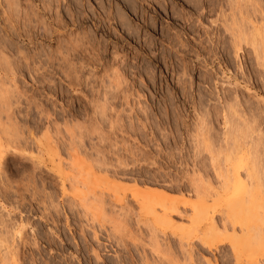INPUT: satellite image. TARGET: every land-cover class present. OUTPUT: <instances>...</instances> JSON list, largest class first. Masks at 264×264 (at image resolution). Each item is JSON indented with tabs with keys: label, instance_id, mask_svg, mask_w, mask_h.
Listing matches in <instances>:
<instances>
[{
	"label": "rangeland",
	"instance_id": "rangeland-1",
	"mask_svg": "<svg viewBox=\"0 0 264 264\" xmlns=\"http://www.w3.org/2000/svg\"><path fill=\"white\" fill-rule=\"evenodd\" d=\"M23 1L27 7L18 6L15 16H9L0 0V85L9 90L5 93L13 112L9 123V110L0 111V131L4 126L15 131L10 130V143V136L0 132L7 147L14 145L0 165V231L12 238L21 262L263 264L258 247L242 254L234 249L236 231L225 222L232 187L223 185L218 171L244 178L246 170L238 169L237 156L228 162L223 155H214L217 162L212 156L225 140V102L234 103L237 97V114L229 112L236 118L231 127L243 126L244 134L249 125L254 127L253 139H247L258 151L248 157L259 175L252 190L258 185V199L264 198V42L258 57L248 42L237 52L228 30L235 15L245 19V28L249 20L258 21L261 44L264 0H72L79 6L75 13L66 1L57 5L52 0L50 8L40 0ZM234 2H240L239 8ZM238 117L246 122L238 123ZM45 134L66 174L72 156L90 164L103 157L100 162L107 168L102 164L99 171V164L92 165L97 175H108L120 185L118 193L99 187L111 203L110 212L116 210L114 218L120 215V231L110 229L114 214L109 212L110 219L108 213L107 220L95 223L100 240L88 229L85 241L79 229L85 218L72 206L79 190L58 172L53 153L38 151L32 142L44 140ZM196 185H203L200 189L208 195L203 219L192 207L198 200ZM140 186L178 200L174 224H157L141 208L134 196ZM20 225L22 238L15 235ZM213 227L217 234L210 235Z\"/></svg>",
	"mask_w": 264,
	"mask_h": 264
},
{
	"label": "bare ground",
	"instance_id": "bare-ground-1",
	"mask_svg": "<svg viewBox=\"0 0 264 264\" xmlns=\"http://www.w3.org/2000/svg\"><path fill=\"white\" fill-rule=\"evenodd\" d=\"M1 1H4L5 2V4L6 5H3L4 7V13H9V11H11V13H9V16H10V14L11 15H14L15 16V12L14 11H16L17 10V7L18 6H23L24 4L22 3V1L23 0H1ZM43 4H46L47 5V7H51V5L49 6V3L51 4L53 1L54 2H57V5H60V3H62V2H64V1H66L67 2V6H69L68 8V10H70V9H77L78 10V7L79 6H77V7H75L74 6V2H75V0H74V2H72V0H40ZM71 2V3H68V2ZM77 2H78V0H76ZM79 1H82V0H79ZM130 1V0H129ZM231 1V0H230ZM235 1V0H234ZM247 1V0H246ZM24 2V1H23ZM65 2V3H66ZM83 2V1H82ZM237 2V1H236ZM236 2H234V3H236ZM253 2V1H252ZM76 3V2H75ZM195 3V2H194ZM232 3V2H231ZM68 4H70V5H68ZM85 4V3H84ZM237 4V3H236ZM238 4H240V2H238ZM238 4H237V6H238ZM247 4V3H246ZM252 4V3H251ZM61 5H63V3L61 4ZM66 5V4H65ZM76 5V4H75ZM77 5H79V3L77 4ZM198 6V5H197ZM240 6V5H239ZM239 6L237 7V8H239ZM242 6V5H241ZM244 6V5H243ZM23 7H25V6H23ZM27 7V6H26ZM25 7V8H26ZM43 7H45V5L43 6ZM63 7V6H62ZM81 7V6H80ZM247 7H249V6H247ZM20 8V7H19ZM25 8H24V10H25ZM58 8H60V7H57V11H58ZM246 8V7H245ZM256 8V7H255ZM45 9H47V8H45ZM52 10V9H51ZM232 10V9H231ZM20 11V10H19ZM56 11V12H57ZM74 11V13H75V11L76 10H73ZM235 11V10H234ZM254 11H255V9H254ZM13 12V13H12ZM61 12V11H60ZM239 12V11H238ZM18 13V12H17ZM240 13V15H241V13L242 12H239ZM72 14V13H71ZM77 14V13H76ZM226 14V13H225ZM248 14V13H247ZM256 14V13H255ZM59 15V14H58ZM73 15V14H72ZM71 15V16H72ZM75 15V14H74ZM228 15H229V13H228ZM236 16V15H235ZM234 16V17H235ZM238 16V15H237ZM236 16V17H237ZM243 16V15H242ZM245 16V15H244ZM73 17V16H72ZM226 17H228L227 15H226ZM230 17V18H232V19H234V20H232V22H233V24L232 23H230L231 24V26L228 28V25H227V28H228V30H230L229 32H230V34H232V37H233V40H234V44H235V46H236V48L235 49H237L236 51L237 52H239L240 50H241V46H242V42H248V43H251L252 45H253V48H254V51H255V53L257 54L256 56L258 57V55H260V51L258 50L259 49V47L260 46H262V43L264 42V41H262L261 42V44L260 43H258L259 41H258V39H257V37H258V35H261V33H262V29L260 28V26L258 25L259 23H258V21H257V23L255 24L254 23V20L252 21V20H249L248 22H247V24H248V26H246V28H245V23L246 22H244V24H243V22H242V19H241V21L240 20H238L239 18L237 17ZM239 17H241V16H239ZM255 17V16H254ZM10 18H12V17H10ZM9 18V19H10ZM6 19H8V16L6 17ZM8 19V20H9ZM14 19V18H13ZM59 19V18H58ZM235 19H237V20H235ZM256 19V18H255ZM8 20H6V21H8ZM226 20V19H225ZM245 19H243V21H244ZM9 21H11V19L9 20ZM237 21H239V22H237ZM255 21V22H256ZM73 22V21H72ZM9 23V22H8ZM13 23V22H12ZM71 23V22H70ZM74 23H75V21H74ZM242 23V24H241ZM10 24V23H9ZM228 24V23H227ZM59 25H60V23H59ZM248 29H249V31H248ZM231 30H232V32H231ZM249 33H248V32ZM262 40H264L263 38H262ZM261 41V40H260ZM260 44V45H259ZM250 45V44H249ZM263 46H264V44H263ZM261 48V47H260ZM264 48V47H263ZM263 48H262V50H263ZM236 52V53H237ZM262 52V51H261ZM264 53V52H263ZM262 53V55H264ZM238 54V53H237ZM99 55V54H98ZM260 58V57H259ZM263 58V57H262ZM259 60H261V58L259 59ZM264 62V61H263ZM263 64V63H262ZM0 87H1V85H0ZM1 90L3 89V87H1L0 88ZM0 90V103L1 104H3V107H0V108H2V110L0 109V111H3L4 112V110L3 109H5V111H7V110H9V111H11L10 110V107H9V104L11 103L12 104V102L10 101L11 99L9 98V96L7 95V94H9V90L7 91V90H5V89H3L2 91ZM2 92H3V94H2ZM5 92H7V94L5 93ZM5 93V94H4ZM221 98V97H220ZM10 99V100H9ZM223 99V98H222ZM7 100H9L10 101V103H9V101H7ZM220 100V102H221V99H219ZM224 101V100H223ZM222 103V102H221ZM0 104V106H2ZM10 104V105H11ZM235 104H240V101L238 100V98L236 97L235 98V100H234V103H227V102H225V110H224V112H223V122H224V124L223 125H225V127L224 128H226L225 130V133H223V136H224V139L225 140H223L224 142H222V146H220L219 147V149H218V154L216 153L217 152V150H215V152L213 151V158H214V161L216 160V162H217V159H215L217 156H219V157H222L221 155H223V157H225L226 159H227V162H228V160L230 161V159L231 158H233L234 156H235V160H236V156L239 158V160H238V162H239V164L238 165H240V166H238L237 164V166H238V169H239V167L240 168H242V167H244L245 168V170H246V175L244 176V178L242 177V175H240V174H237L238 175V177H235V175H232V172L231 173H229V171H227L228 172V174H222V173H220V170L218 171V169H221V167L219 168L218 166H217V164L215 165V163H214V165L215 166H217V171L219 172V176H220V178H222V183H223V185L228 189L229 188V190L231 189V187H232V193L228 196V197H226V205L229 207V210H230V212H229V214H227V216L225 217L227 220L225 221V222H227V221H229L230 223H227V224H230V228H232L233 229V232L234 231H236V233L234 232V238L232 239V245H233V247H234V249L238 252V253H240V254H242V251L243 250H248V249H252V248H257L258 247V250H260L261 251V255H264V214L262 213V215L260 216L259 214V211H261V210H259V209H262V212H264V204H263V202H264V198H260V199H258V196H257V189L256 188H259L258 187V185H257V187H256V185H255V190H252L253 188V186H252V184L253 183H255L256 182V180L255 179H258L257 177L259 176V175H257V172L255 171V165H254V167L252 166V164L250 165V160H249V156L251 155H253V154H255L256 155V153L258 152H256V150L254 151V149H252L253 147H252V141L251 142H248L247 141V139L249 138V137H251L252 139H253V134H251L252 133V130H254V127H253V125H247L248 126V129H247V131L249 132V131H251V132H247V133H245L244 134V131L243 130H245V129H241L243 126L242 125H240V126H242L241 128L239 127V128H236V127H238V125L235 123V125L233 126V128L231 127L233 124H232V122L234 121V119H236V118H234L233 119V117H232V113L231 114H229V112H231L232 110L234 111V113H236L237 111H235V109H234V107L236 108L237 106H235ZM223 105H224V103H223ZM12 107V106H11ZM8 108V109H7ZM226 110H228V111H226ZM238 110V109H237ZM9 111H7V116H6V119H8L9 121V123L11 122V121H13L12 119H11V117H13V116H11V114L13 113L12 111L11 112H9ZM3 112H1L0 113V126H3L4 125V122H2V120H3V118H2V113ZM9 113H10V115H9ZM233 113V114H234ZM239 113V112H238ZM5 114V113H4ZM237 114V113H236ZM240 114V113H239ZM13 115V114H12ZM238 116H240V115H238ZM234 117H236V116H234ZM243 117V116H242ZM10 119H11V121H10ZM238 119H239V122L238 123H240V119H242V118H239L238 117ZM245 119V118H244ZM246 119H248V118H246ZM6 121V120H5ZM238 121V120H237ZM245 121V120H244ZM244 121H241V123L242 122H244ZM246 122V121H245ZM244 122V123H245ZM253 122H255V119L253 120ZM6 123V122H5ZM13 123V122H12ZM11 123V124H12ZM240 123V124H241ZM3 124V125H2ZM8 124V123H7ZM14 124V123H13ZM247 124H249V123H247ZM6 125V124H5ZM244 125V124H243ZM7 126V125H6ZM245 126V125H244ZM14 127V126H13ZM12 127V128H13ZM2 128V127H1ZM5 128V129H4ZM244 128V127H243ZM252 128V129H251ZM3 129V130H2ZM1 129V133H2V135L4 134V132H5V136L7 135V137L8 136H10V139L9 138H7L8 139V142L10 143L13 139L11 138L12 136L10 135V133L12 132V131H14V130H11V128L9 129V127L7 126V128L4 126L3 128ZM15 129V128H14ZM10 130H11V132H10ZM16 131H18V130H16ZM15 132V131H14ZM13 132V133H14ZM48 132V131H47ZM19 133V132H18ZM241 133H243L244 135H240ZM254 133V132H253ZM14 134H16V133H14ZM239 134V135H238ZM248 134V135H247ZM1 135V134H0ZM1 135V136H2ZM4 135H3V137H4ZM13 135V134H12ZM16 135H18V134H16ZM252 135V136H251ZM0 136V137H1ZM245 137H246V139H245ZM49 138H51L48 134H45V137H44V140L46 141V143L44 142V140H42V139H37V140H33L32 142H34L35 144H36V148L35 149H37L38 151H42L44 148V151L46 150V151H49V152H51V153H53L51 156H52V159H51V162L52 161H54L55 160V157L56 156H54V147L53 146H51L50 145V143L52 142H50L49 143V141H48V139ZM4 139H6V138H4ZM7 139H6V142H7ZM246 141H245V140ZM11 140V141H10ZM256 140V139H255ZM5 141V140H4ZM256 141H258V140H256ZM13 142V141H12ZM259 142V141H258ZM223 143H225V145L223 144ZM254 143V142H253ZM8 144V143H7ZM14 144V143H13ZM224 145V146H223ZM9 147H7V145H5L4 144V142H3V139H1L0 138V165H1V161H2V159H3V157H5L4 156V154H5V151H7L6 149H8V148H10L11 147V144L10 145H8ZM14 146V145H13ZM13 146L11 147V148H13ZM257 146H258V144H257ZM256 146V147H257ZM16 147V146H15ZM20 147V146H19ZM32 147V146H31ZM92 147V146H91ZM90 147V148H91ZM21 148V147H20ZM258 148V147H257ZM16 149V148H15ZM91 150V149H90ZM97 150V149H96ZM74 151V150H73ZM72 151V152H73ZM92 151V153H93V149L91 150ZM212 151V150H211ZM58 152V151H57ZM68 152H71V151H68ZM76 152V151H75ZM74 152V153H75ZM59 153V152H58ZM57 153V154H58ZM77 153V152H76ZM91 153V152H90ZM97 153V152H96ZM216 153V154H215ZM97 154H99V152L97 153ZM96 154V155H97ZM70 155V154H69ZM91 155V156H90ZM89 155V158L90 157H92L93 155L92 154H90ZM101 155V154H100ZM100 155H97V157L98 156H100ZM216 157H215V156ZM81 156V155H80ZM41 157H42V154H41ZM96 157V156H95ZM51 158V157H50ZM56 158H58V157H56ZM71 158V157H70ZM92 158H94V157H92ZM99 159H100V157H98ZM103 157H101V159H102ZM100 159V160H101ZM225 159V160H226ZM40 160V159H39ZM62 159H60V157H59V160H57V161H59V163H57L56 164V168H57V170H58V172H60L61 174H63L65 177L64 178H66L67 177V179H68V181H69V183H70V185H71V187L75 190V188H76V190H79V194H78V201H76V202H74V205H72V206H75V209L76 210H78L77 212H78V215L80 216V217H83V219L84 220H82V219H80L81 220V224L79 225V229H80V232L82 233V235H83V237H84V239H85V241H87V237H88V235H86L87 234V230L88 229H90V231H92V233H93V235H94V237L96 238V240H100V238H99V236H98V233H97V230H96V228H95V223L97 222V221H100V220H107V216H109V214L110 213H115L116 214V210L115 211H111L110 212V204L111 203H109L108 202V200H107V198H106V194H105V191L103 190V189H99V187H101V186H104V187H106V185H107V189L109 188V190H111V189H114V190H111V191H115L116 189H117V187L119 186L120 187V185L119 184H117V182H114V179L113 178H111V177H109L108 175H100L99 173V175H97V169L100 167V170H102L104 167H103V165H104V163H102V162H100V160L98 161V159L96 158V160H95V158L94 159H92V162L93 163H97L96 164V167H97V165L99 164V166L97 167V169H95L93 166L94 165H92L93 163H89L90 161H88V163L85 161V159H83V158H80L79 156H72V159H70V160H72L71 162H70V164H68V165H70V166H68V169H69V167H71L70 168V171L66 174V173H64V170H63V168H65V170L67 169V167H63V165L61 164V162L62 163H64V161L62 160ZM69 160V161H70ZM87 160V159H86ZM91 160V159H90ZM97 161V162H94V161ZM235 160H233V161H235ZM249 160V161H248ZM56 161V160H55ZM56 161V162H57ZM104 161V160H103ZM218 161H219V158H218ZM66 162V161H65ZM226 162V161H225ZM249 162V163H248ZM53 163V162H52ZM68 163V162H67ZM106 163V162H105ZM34 164H36V163H34ZM38 164H41V163H38ZM101 164V165H100ZM103 164V165H102ZM108 164H106V165H104L106 168L108 167L107 166ZM36 166V165H35ZM34 166V167H35ZM55 166V165H54ZM65 166V165H64ZM237 166H235V167H237ZM37 167V166H36ZM41 167V166H40ZM101 167H103L102 169H101ZM229 169V168H228ZM71 170H72V173H70L71 172ZM99 170V169H98ZM99 170V171H100ZM233 170H235V168L233 169ZM240 170V169H239ZM238 170V171H239ZM106 171H108L107 169H106ZM217 172V173H218ZM109 173V172H108ZM225 173H226V171H225ZM236 173H237V171H236ZM110 174V173H109ZM241 176V178H239L240 176ZM218 176V175H217ZM113 180V182L111 181V179ZM243 178V179H242ZM260 178V177H259ZM255 180V181H254ZM103 183H105V184H103ZM197 184V183H196ZM199 184V183H198ZM257 184V183H256ZM108 185H111V187L110 186H108ZM149 186V185H148ZM195 186V185H194ZM197 187H198V185H196ZM203 186V185H202ZM196 187V191L195 192H197V197H198V200L197 201H195V202H193V204H192V207H193V209H194V213L196 214V216H199L198 218H202L203 216H204V214H206V212H207V209H208V205H207V202H209L208 201V195L205 193L206 191H204V190H202L201 191V189L200 188H202V189H204L203 187ZM155 187V186H154ZM224 187V188H225ZM111 188V189H110ZM122 188V187H121ZM136 188V187H135ZM150 188V187H149ZM222 188H223V186H222ZM118 190V189H117ZM117 190H116V192H117ZM121 190V189H120ZM163 190V189H162ZM123 191V190H122ZM134 191V190H133ZM136 191V190H135ZM203 191H204V193H203ZM214 191V190H213ZM76 192V191H75ZM215 192V191H214ZM228 192V191H227ZM118 193V192H117ZM134 193V192H133ZM169 193V192H168ZM208 193V192H207ZM216 193V192H215ZM214 193V194H215ZM111 194H113V193H111ZM115 194V193H114ZM210 194V193H209ZM226 194V193H225ZM108 195V194H107ZM109 196V195H108ZM115 196V195H114ZM119 196V195H118ZM134 196L136 197V201L140 204V206H141V208L143 209V210H146L148 213H151L152 215H153V219H154V222L155 223H157V224H164V225H168V224H170V225H172V224H174L173 223V221L174 220H172V212L173 211H175L176 213L178 212V209H179V204L180 203H178V200H176V198L175 197H173V196H170L169 194H166V193H164V192H162V191H157V190H151V189H143L142 191H141V186H140V189H137V192L134 194ZM210 196V195H209ZM196 197V198H197ZM212 197V196H211ZM195 198V197H194ZM211 199V198H210ZM209 199V200H210ZM77 200V199H76ZM259 200V201H258ZM75 201V200H74ZM124 201V200H123ZM215 202V201H214ZM139 207V206H138ZM71 208H74V207H71ZM113 210V209H112ZM126 211V210H125ZM110 212V213H109ZM122 212V211H121ZM124 212V211H123ZM127 212V211H126ZM174 212V213H175ZM210 212V211H209ZM109 213V214H108ZM125 213V212H124ZM108 214V215H107ZM113 214H110V216L108 217V219H110L111 218V215H113ZM115 214L112 216V218H111V220H113V218L114 217H116L117 218V215L115 216ZM118 214V217H119V219H115L114 218V220L113 221H111V220H108V221H110L111 223L110 224H112V228H110V229H112L113 231L114 230H116V232L118 231V229L120 228V229H122L121 228V220H120V215H119V213H117ZM180 214V213H179ZM208 214V213H207ZM261 217H259V216ZM208 215H206V217H207ZM256 216H258L259 217V219H257L256 220V222H254L252 219L253 218H255ZM78 217V216H77ZM121 217H122V215H121ZM183 217V216H182ZM205 217V218H206ZM198 218H197V220H198ZM203 219V218H202ZM211 219H213V218H211ZM54 220V219H53ZM118 220H120V221H118ZM149 220V219H148ZM216 220V219H215ZM225 220V219H224ZM252 220V222H254V223H250V221ZM151 221V220H150ZM149 221V222H150ZM5 222V221H4ZM3 222V223H4ZM53 222V221H52ZM54 222L55 223H53V224H56V225H54L55 226V228L56 229H58V225L59 224H57L56 223V221L54 220ZM68 222V221H67ZM214 223H215V221H213ZM217 222V221H216ZM259 222V223H258ZM121 223V224H120ZM232 223V224H231ZM124 224V223H123ZM156 224V225H157ZM224 224V223H223ZM227 224L225 223L224 225L227 227ZM210 225V224H209ZM19 226V225H18ZM17 226V227H18ZM21 226V225H20ZM118 226H120L119 228H118ZM218 226V225H217ZM223 227V226H222ZM226 227L224 228L225 230H226ZM5 228V227H4ZM218 228L220 229L221 227H219L218 226ZM217 227H216V229H218ZM240 229L241 230V234L240 235H238L239 233L237 232L238 230L237 229ZM8 229V228H7ZM23 229H24V226L22 227L21 226V228H17V230H15L16 231V236L18 237H20V238H22V231H23ZM120 229H119V231H120ZM222 230V229H221ZM230 230V229H229ZM239 230V231H240ZM9 231V230H8ZM14 231V232H15ZM218 231V230H217ZM224 231V230H223ZM59 232V231H58ZM89 232V231H88ZM220 231H218V233H219ZM231 232V231H230ZM232 232V233H233ZM7 233V231L5 230H2V231H0V264H23L21 261H22V257L19 255V251H17V248H15V246H14V249H12L13 247V244L10 242V241H12V240H9V238L7 237V235H5ZM9 233V232H8ZM209 233H210V235H215V234H217V232H216V230H215V228L213 227V228H211V232H210V230H209ZM208 233V234H209ZM207 234V233H206ZM205 234V235H206ZM235 234H237V235H235ZM14 235V234H13ZM210 235H208V236H210ZM232 235V236H233ZM10 236L12 237V235L10 234ZM179 236V235H178ZM184 237V236H183ZM10 239H12V238H10ZM181 239V238H180ZM15 240V238H13V241ZM84 241V242H85ZM183 242V241H182ZM186 242V241H185ZM35 243H37V241H35ZM185 246V245H184ZM98 248V247H97ZM212 248V247H211ZM93 250H94V254H95V256L98 258V259H100L101 258V255H100V253L98 252V249H96V247L95 248H93ZM245 250V251H246ZM246 253V252H245ZM243 255H244V253H243ZM247 255V254H246ZM87 263V262H86ZM263 264H264V262H262Z\"/></svg>",
	"mask_w": 264,
	"mask_h": 264
}]
</instances>
